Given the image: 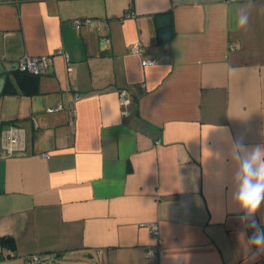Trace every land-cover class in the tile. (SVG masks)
Returning a JSON list of instances; mask_svg holds the SVG:
<instances>
[{"label":"crops","instance_id":"obj_1","mask_svg":"<svg viewBox=\"0 0 264 264\" xmlns=\"http://www.w3.org/2000/svg\"><path fill=\"white\" fill-rule=\"evenodd\" d=\"M85 17L107 24L72 26ZM137 41L154 65L128 52ZM24 55L50 69L11 70ZM0 67V264H264L218 158L229 137L264 144V0H0Z\"/></svg>","mask_w":264,"mask_h":264},{"label":"clouds","instance_id":"obj_2","mask_svg":"<svg viewBox=\"0 0 264 264\" xmlns=\"http://www.w3.org/2000/svg\"><path fill=\"white\" fill-rule=\"evenodd\" d=\"M241 23H247V16L242 17ZM218 158L231 162V201L234 210L241 213V223L254 229L246 240V251L254 260L264 254V228L258 226L255 219L264 205V144L248 146L242 139L229 137L226 157L218 154Z\"/></svg>","mask_w":264,"mask_h":264},{"label":"built area","instance_id":"obj_3","mask_svg":"<svg viewBox=\"0 0 264 264\" xmlns=\"http://www.w3.org/2000/svg\"><path fill=\"white\" fill-rule=\"evenodd\" d=\"M134 16L133 12H125L122 18H127V17H132ZM71 24L74 28L78 29L82 26H94L96 29H100L102 26L107 24L106 20L99 19V18H90V17H85V18H77L71 21ZM106 42H108V39H106ZM128 52L131 54H136L141 56V64L144 66L147 65H154L157 60L152 57H147L144 55V46L142 45L141 42H133L129 48ZM55 53L63 54L64 58L66 60V65H67V72L71 73L72 71V63L70 61V57L67 52H65L62 48H58L55 50ZM9 67L11 70H18V71H23V72H28L34 75H40L45 72H47L50 69V56L49 55H24L21 56L19 59L15 60L14 62H11L9 64ZM79 94H76L74 97V100L79 99ZM120 102L121 105L125 108V106L128 104L129 99L125 95V91L122 90L120 91ZM62 106L58 104L55 107H48L47 111L48 112H53L57 109H60ZM69 116H70V124L72 125L74 122V116H75V110L74 107L71 105L69 109ZM18 127L15 125H12L9 127L7 130L8 135L7 139L10 142V145L5 146V153L10 155L15 151L14 146L12 145L16 140L18 141L19 139V131ZM18 132V133H17ZM16 134V135H15ZM44 157H48V153L42 154ZM257 225L260 226L261 228H264V223H261L257 217L255 216ZM151 233L153 236L157 238V243L153 246H150L147 250L148 256H153L158 253V250L160 248V232H159V227L158 224L155 221L149 222L148 224ZM247 231L249 233H252L254 229L247 228ZM9 252L6 249H0V259L2 258H7L9 257ZM46 262L45 259H42L38 254H30L25 256V264H43Z\"/></svg>","mask_w":264,"mask_h":264},{"label":"water","instance_id":"obj_4","mask_svg":"<svg viewBox=\"0 0 264 264\" xmlns=\"http://www.w3.org/2000/svg\"><path fill=\"white\" fill-rule=\"evenodd\" d=\"M157 26L159 27V38L162 41L170 39L172 31L170 28V16L168 14H163L157 17ZM0 73L2 74V68L0 67ZM4 82V76L0 77V86Z\"/></svg>","mask_w":264,"mask_h":264},{"label":"rangeland","instance_id":"obj_5","mask_svg":"<svg viewBox=\"0 0 264 264\" xmlns=\"http://www.w3.org/2000/svg\"><path fill=\"white\" fill-rule=\"evenodd\" d=\"M97 262H99L98 259H94L92 262H89V259H80L79 261H73V260H70V261H67V262H64L63 264H97ZM44 264H47V263H44Z\"/></svg>","mask_w":264,"mask_h":264},{"label":"trees","instance_id":"obj_6","mask_svg":"<svg viewBox=\"0 0 264 264\" xmlns=\"http://www.w3.org/2000/svg\"><path fill=\"white\" fill-rule=\"evenodd\" d=\"M34 75V74H33ZM7 80H9V79H7ZM7 241H9V238L8 237H3V238H1V242L2 243H6Z\"/></svg>","mask_w":264,"mask_h":264}]
</instances>
